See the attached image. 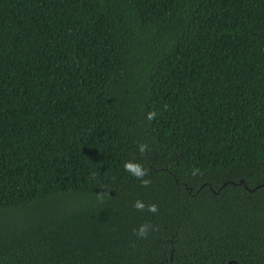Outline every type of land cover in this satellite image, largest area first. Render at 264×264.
<instances>
[{
  "label": "trees",
  "instance_id": "16d2710c",
  "mask_svg": "<svg viewBox=\"0 0 264 264\" xmlns=\"http://www.w3.org/2000/svg\"><path fill=\"white\" fill-rule=\"evenodd\" d=\"M230 261L264 264V0H0V264Z\"/></svg>",
  "mask_w": 264,
  "mask_h": 264
},
{
  "label": "clouds",
  "instance_id": "9594fccd",
  "mask_svg": "<svg viewBox=\"0 0 264 264\" xmlns=\"http://www.w3.org/2000/svg\"><path fill=\"white\" fill-rule=\"evenodd\" d=\"M165 110H167V105H165ZM157 113L155 111H150L147 114V119L149 121H152L156 119ZM148 148V145L146 143L139 144L138 150L141 154H144L146 149ZM124 170L128 173H130L132 176H134L136 179L140 180L141 186L148 187L151 183L149 179H145V177L148 175V169L144 168L139 163H134L132 161H127L123 165ZM197 172H199L198 169L193 170V175H196ZM104 193L101 192L97 195V198L102 200L104 198ZM133 207L137 209L138 211H144L145 209L153 214L158 212V206L155 204L145 205L142 201L137 200ZM152 226L148 223L141 224L139 229L134 230V234L137 235L139 238H147L148 231Z\"/></svg>",
  "mask_w": 264,
  "mask_h": 264
},
{
  "label": "water",
  "instance_id": "95a60500",
  "mask_svg": "<svg viewBox=\"0 0 264 264\" xmlns=\"http://www.w3.org/2000/svg\"><path fill=\"white\" fill-rule=\"evenodd\" d=\"M185 264H188V263H185ZM227 264H237V263L234 262V261H230V262H228Z\"/></svg>",
  "mask_w": 264,
  "mask_h": 264
}]
</instances>
